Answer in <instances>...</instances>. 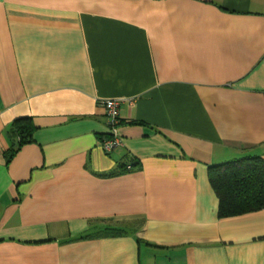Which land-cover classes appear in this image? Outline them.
<instances>
[{"label":"crops","instance_id":"obj_1","mask_svg":"<svg viewBox=\"0 0 264 264\" xmlns=\"http://www.w3.org/2000/svg\"><path fill=\"white\" fill-rule=\"evenodd\" d=\"M252 156L264 0H0V264H264V208L219 217L210 182Z\"/></svg>","mask_w":264,"mask_h":264},{"label":"trees","instance_id":"obj_2","mask_svg":"<svg viewBox=\"0 0 264 264\" xmlns=\"http://www.w3.org/2000/svg\"><path fill=\"white\" fill-rule=\"evenodd\" d=\"M33 128L28 117L13 122L12 134L17 135L19 140L15 148L10 147L6 152V162L23 144L29 142ZM123 170L122 167L119 172ZM210 182L218 198L219 217L236 216L264 208V159L258 156L224 163L217 171L210 173ZM124 232L123 227L109 226L104 227L99 234L112 236Z\"/></svg>","mask_w":264,"mask_h":264},{"label":"built area","instance_id":"obj_3","mask_svg":"<svg viewBox=\"0 0 264 264\" xmlns=\"http://www.w3.org/2000/svg\"><path fill=\"white\" fill-rule=\"evenodd\" d=\"M121 103V99H104L101 101L104 107L105 122L109 130L108 138L103 139L99 143L105 153H109L122 146V141L118 134Z\"/></svg>","mask_w":264,"mask_h":264}]
</instances>
